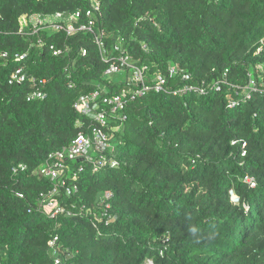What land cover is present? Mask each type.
<instances>
[{
    "label": "trees",
    "instance_id": "16d2710c",
    "mask_svg": "<svg viewBox=\"0 0 264 264\" xmlns=\"http://www.w3.org/2000/svg\"><path fill=\"white\" fill-rule=\"evenodd\" d=\"M101 3L111 55L122 40L151 73L177 66L171 87L207 91L153 90L130 102L119 165L87 168L78 191L60 198L66 211L51 217L40 207L51 183L35 171L81 130L79 93L101 84L120 91L126 74H105L109 63L89 35L45 33L41 49L37 35L20 32L23 14L86 10L89 0H0V264H264V91L230 106L251 77L264 83V0ZM54 43L70 52L54 56ZM17 54H27L45 99L28 100L31 82L8 83Z\"/></svg>",
    "mask_w": 264,
    "mask_h": 264
},
{
    "label": "built area",
    "instance_id": "2783aa9c",
    "mask_svg": "<svg viewBox=\"0 0 264 264\" xmlns=\"http://www.w3.org/2000/svg\"><path fill=\"white\" fill-rule=\"evenodd\" d=\"M102 17L101 0H89V8L86 10L23 14L20 17V32L37 35L35 45L38 48H46V40L42 35L45 33H61L65 34L67 38L86 34L92 37L101 58L108 61L109 65L105 74L109 78L115 74L126 73L124 81L127 83L120 91L113 92L108 85L101 84L88 92L79 93L73 103V108L83 116L76 122L81 130L69 145L49 153L42 166L35 171L39 178L51 183V187L40 194V207L54 218L66 211L60 198L71 196L78 191L81 176L87 168L97 173L107 166L119 165V160L116 157L117 132L121 127L120 123L127 119L125 111L130 102L137 101L153 90L170 92L175 96L192 90L201 94L207 91L205 87L194 85H185L176 89L171 87L169 82L178 73L177 66H170L166 72L157 70L151 73L147 64L139 65L133 62L131 55L124 48L122 40H119L115 45L117 55H111L105 41L106 30L99 26ZM263 47L264 40H262L259 51ZM48 48L57 57L70 52L69 44L57 45L54 43ZM80 53L86 55L87 50L82 48ZM26 56L27 54H17L16 58L20 64L13 69L8 83L10 85H22L27 81L31 82L37 87L29 93L28 100H43L47 97V93L43 87L37 84L34 76H29L25 65ZM1 57L8 60L9 52H2ZM66 71L70 76L71 72H69L68 67H66ZM180 72L183 73V79L190 78V75ZM40 83L44 85L46 80H41ZM67 85L68 88L73 89L76 82L70 78ZM256 91H264V83L260 86L257 80L251 77L243 90L242 98H231L230 106L234 107L241 100L250 99L253 92ZM235 142L233 141V143ZM19 168L24 170L26 165L20 164ZM246 180L255 185L254 178H247ZM67 214L72 215L70 212ZM97 220L102 221L103 217H98ZM58 243L59 235L53 236L50 246L55 251L59 249ZM55 262L60 264L62 259L57 257Z\"/></svg>",
    "mask_w": 264,
    "mask_h": 264
},
{
    "label": "rangeland",
    "instance_id": "374dc122",
    "mask_svg": "<svg viewBox=\"0 0 264 264\" xmlns=\"http://www.w3.org/2000/svg\"><path fill=\"white\" fill-rule=\"evenodd\" d=\"M126 74V73H125ZM125 77V75H123V78Z\"/></svg>",
    "mask_w": 264,
    "mask_h": 264
}]
</instances>
